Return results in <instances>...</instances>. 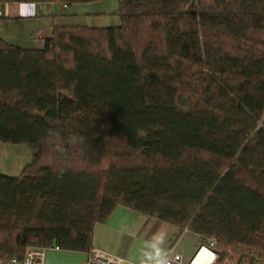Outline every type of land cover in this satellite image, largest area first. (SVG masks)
<instances>
[{
  "label": "trees",
  "instance_id": "obj_1",
  "mask_svg": "<svg viewBox=\"0 0 264 264\" xmlns=\"http://www.w3.org/2000/svg\"><path fill=\"white\" fill-rule=\"evenodd\" d=\"M99 0H0L72 4ZM120 24L0 37V259L90 252L118 205L215 237V264H264V0H118Z\"/></svg>",
  "mask_w": 264,
  "mask_h": 264
},
{
  "label": "crops",
  "instance_id": "obj_2",
  "mask_svg": "<svg viewBox=\"0 0 264 264\" xmlns=\"http://www.w3.org/2000/svg\"><path fill=\"white\" fill-rule=\"evenodd\" d=\"M45 5L49 6L45 8ZM57 8V2L1 3L3 14L0 16V26L7 30L5 36L13 35L12 42L16 44H21L18 43L21 40L27 42L31 39L29 36L37 34L41 40L36 48H42L45 38L51 33L52 20L51 23L42 21L52 18L55 22L54 15L50 12L55 13ZM14 22L18 23L12 25ZM160 221L128 206L118 205L106 220L95 224L93 249L117 254L138 264H162L174 252H180L185 262H189L202 244L200 235L186 229L178 239L173 240L178 228L168 222L164 223L169 226H163ZM204 253H207L209 258V253L203 251L202 256ZM85 254L87 257L88 252Z\"/></svg>",
  "mask_w": 264,
  "mask_h": 264
},
{
  "label": "rangeland",
  "instance_id": "obj_3",
  "mask_svg": "<svg viewBox=\"0 0 264 264\" xmlns=\"http://www.w3.org/2000/svg\"><path fill=\"white\" fill-rule=\"evenodd\" d=\"M118 4V0L82 2L70 5L66 10H64L65 12H63L61 4L58 3L57 11H55V13H50L54 15L53 17L55 18V23L57 24H98L101 26L118 25L120 24V17L116 14ZM48 6L49 5H45V8ZM95 12L98 14H94ZM51 20L53 22L52 18H50V20L43 19L42 22L51 23ZM17 23L18 22H14L12 25H16ZM8 25L10 24L8 23ZM5 34L7 35V30H3L0 26V37L23 48H36L38 45L37 43L41 40L37 34H34L33 36H29L31 38L29 41L23 42L24 40H21L18 42L21 44H16L15 42H12L13 35L5 36ZM34 152L35 144L31 142L6 143L0 141V173L11 176L20 175L22 169L32 161ZM160 224L163 226H169L167 223H164V221H160ZM176 238L177 234L176 237L174 236L173 240ZM10 256L14 255L5 254L0 260L8 259ZM85 258L86 254L83 251H72L48 247L45 250L44 264H83Z\"/></svg>",
  "mask_w": 264,
  "mask_h": 264
},
{
  "label": "built area",
  "instance_id": "obj_4",
  "mask_svg": "<svg viewBox=\"0 0 264 264\" xmlns=\"http://www.w3.org/2000/svg\"><path fill=\"white\" fill-rule=\"evenodd\" d=\"M3 14L0 9V16ZM204 243H202L194 256L189 262H185L183 255L180 252H174L171 254L162 264H195V259L198 257L200 253L203 251L209 250L211 251V256L209 254V258L207 264H215L218 258V252L214 249V246L217 244V240L215 237L203 239ZM58 249V246H55ZM46 248L29 246L26 248L23 256L19 257L17 255L10 256L8 259L0 260V264H44V256H45ZM83 264H138L129 259L121 257L116 254H112L100 249H93L85 262ZM219 264H224L220 262Z\"/></svg>",
  "mask_w": 264,
  "mask_h": 264
},
{
  "label": "bare ground",
  "instance_id": "obj_5",
  "mask_svg": "<svg viewBox=\"0 0 264 264\" xmlns=\"http://www.w3.org/2000/svg\"><path fill=\"white\" fill-rule=\"evenodd\" d=\"M206 252H208L209 254H210V256H211V251H209V250H206V249H204ZM88 256H89V254H88ZM87 256V257H88ZM87 257L85 258V260L87 259ZM206 259H208V254L207 253H204L203 254V256H202V253H200L199 255H198V257L195 259V264H207V262L209 261H205ZM85 260H84V262H85ZM83 262V263H84Z\"/></svg>",
  "mask_w": 264,
  "mask_h": 264
}]
</instances>
